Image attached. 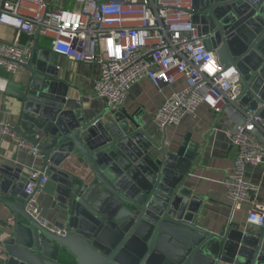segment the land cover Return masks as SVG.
Segmentation results:
<instances>
[{"label":"water","instance_id":"1","mask_svg":"<svg viewBox=\"0 0 264 264\" xmlns=\"http://www.w3.org/2000/svg\"><path fill=\"white\" fill-rule=\"evenodd\" d=\"M194 12L206 47L238 68L241 104L264 116V0H195ZM57 58L35 44L26 74L0 91L4 105L14 99L15 131L39 143L59 215L48 226L35 219L29 179L0 162V195L15 216L4 264H264V225L214 233L196 223L203 199L188 183L200 144L190 133L167 147L142 108L88 116L68 99Z\"/></svg>","mask_w":264,"mask_h":264},{"label":"built area","instance_id":"2","mask_svg":"<svg viewBox=\"0 0 264 264\" xmlns=\"http://www.w3.org/2000/svg\"><path fill=\"white\" fill-rule=\"evenodd\" d=\"M194 9L195 0H0V26L15 33L11 40L0 37V67L24 69L39 38H50L53 53L98 67L93 97L111 111L122 108L143 79L160 89L185 79L186 86L155 113L156 131L195 116L202 104L223 117L236 148L234 167L224 180L232 209L250 203L248 221L254 223L251 217L258 216L262 223L257 225L263 226L264 202L256 199L259 187L249 179L247 167L264 164V116L241 104V74L236 66L225 68L218 53L206 47ZM14 128L0 120V141L8 137L34 159H43L39 143L23 139ZM49 181L48 173L36 168L24 189L27 211L47 226L51 223L43 217L37 194ZM6 223L13 225L15 216ZM4 252L0 240V254Z\"/></svg>","mask_w":264,"mask_h":264},{"label":"crops","instance_id":"3","mask_svg":"<svg viewBox=\"0 0 264 264\" xmlns=\"http://www.w3.org/2000/svg\"><path fill=\"white\" fill-rule=\"evenodd\" d=\"M14 34L12 29L0 26L1 38L11 40ZM24 39H27V36H24ZM38 46L40 48L50 47V38H39ZM57 57L61 78L70 84L68 99L74 106L83 109L90 117L107 109L104 100L93 97V80L99 73L98 67L76 62L58 54ZM25 72V68L12 72L0 67V91L6 89L9 82L17 81L19 77L25 75ZM185 86L186 80L181 79L173 85L160 89L150 79H143L131 90L123 107L129 110L144 109V118L148 122L147 128L150 132L156 131L153 120L155 113L174 91ZM13 102L14 99L10 98V104L4 105L0 98V120L15 124L17 109L12 106ZM226 126L223 117L218 119L210 106L202 104L195 116L187 115L179 124L168 125L165 130L157 132L161 143L166 139L167 147L179 145L188 133L191 134L193 141L200 144L199 154L190 172L188 184L203 199L196 223L214 233H218L229 224H247L251 208L250 203L244 202L233 211L231 200L227 195L224 180L234 167L236 148L227 135ZM0 162L13 168H22V176L28 179L34 169L43 170L41 160H36L28 151L17 148L8 137L0 141ZM247 175L251 182L259 187L255 193L256 199L264 202V164L248 165ZM2 178L3 175L0 174V184ZM53 190L54 184L49 181L44 190L37 194L43 217L50 223L59 218L57 210L52 209L49 201ZM13 214L0 195V240L2 241L8 236L6 220ZM5 260L4 252L0 254V264H4Z\"/></svg>","mask_w":264,"mask_h":264},{"label":"clouds","instance_id":"4","mask_svg":"<svg viewBox=\"0 0 264 264\" xmlns=\"http://www.w3.org/2000/svg\"><path fill=\"white\" fill-rule=\"evenodd\" d=\"M212 70H213V69H212L211 65H209V66H208V71L211 72ZM251 220H252L254 223H256V224H260V223H262L260 217H258V216L251 217Z\"/></svg>","mask_w":264,"mask_h":264}]
</instances>
